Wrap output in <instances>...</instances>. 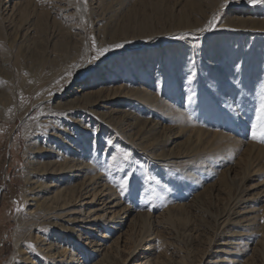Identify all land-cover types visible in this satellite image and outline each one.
I'll return each mask as SVG.
<instances>
[{"label":"rangeland","instance_id":"374dc122","mask_svg":"<svg viewBox=\"0 0 264 264\" xmlns=\"http://www.w3.org/2000/svg\"><path fill=\"white\" fill-rule=\"evenodd\" d=\"M65 88L76 99L93 92L80 104H96V116L46 101ZM262 103L264 2L0 0V264L18 241L45 264L30 250L37 233L78 246L37 231L45 207L30 212L36 183L54 179L45 166L78 156L124 213L89 235L108 245L103 254L80 240L77 264H124L134 253L135 264H264V142L251 135ZM246 208L258 215L251 227L233 224Z\"/></svg>","mask_w":264,"mask_h":264},{"label":"bare ground","instance_id":"6f19581e","mask_svg":"<svg viewBox=\"0 0 264 264\" xmlns=\"http://www.w3.org/2000/svg\"><path fill=\"white\" fill-rule=\"evenodd\" d=\"M72 34H73V32H72ZM66 88L63 89V90H61L59 93H54L50 97L48 96L47 99H46V101H48V103H51V106L52 107L54 106V108L60 107V109H61V107L62 108L64 107L65 111L67 110L66 111L67 113H72L73 111H76V110H79V109H83L84 108L85 110H87L88 113L92 114L94 117L96 116V113L93 110L94 109V106L96 104H94V103H92L90 105H81L80 104V100L82 98L83 99H86V98L90 97L93 94V92H88V91L84 92L83 90H81L79 88V89H77V92H80V93L84 92V94H83V96L81 98L78 97V99H76L75 97L72 98V96L74 95V93H72L71 91H68ZM91 91H93V90H91ZM68 92H69V96H68ZM141 92L142 91H140V93ZM140 93H139V97L141 96ZM127 94H125V95H127ZM125 95H122V98H124ZM44 98L45 97H43L42 99H44ZM63 100L64 101L66 100V101L63 102ZM41 103H42V101H41ZM112 111L115 113L116 109H114ZM54 112H56V111H54ZM169 112H170V110H169ZM112 113H110V114H112ZM50 117L51 116L44 115V118L45 119L44 120L42 119V120L44 122H47L48 123V127L51 130L48 132V130H47L48 128L46 129V127L44 126L46 123H44V125H42L41 127L42 128L45 127V129L47 130V132H48V134H49V136L51 138H57L58 137L57 133L52 132L53 131V128H51V126H50V124L52 123V122H50V120H52V119ZM41 123H43V122L41 121ZM39 129H41V128L39 127ZM181 131H183V130H181ZM48 134L45 135V133H44L45 136H48ZM42 151H39V149L37 150V152H40V153ZM47 152H51L52 153V150L51 151H46V153ZM151 153H154V152L152 151ZM158 156H157V159L160 158L161 154H160L159 157ZM65 157H66V155H65ZM78 158H79V156L77 158H73L71 160L70 157H66L65 159H62V157H61L60 160H52V161H50V163L48 165L45 166L46 168L48 167L49 170H51V171H45V173L43 172V174L44 175H48V176H52V177L54 176L53 177L54 179H53V182L52 183L50 182L51 184H49V185H46L43 182L42 183H39V182L36 183V185L32 189V190L35 191V193L33 195L35 197L33 198V204H31L32 208H30L31 209L30 212L31 213L32 212H37V211L43 212L42 211V208L45 207L47 218L44 219L45 221L43 220L44 222L41 225H39L38 230L36 228V230L38 232H43L44 235H48L50 237H56L57 239H61V240H64V241L66 240L65 241L66 243H68V242L70 243V239H71V240H73L72 241L73 243L75 242V244L78 245L77 247H75V246L73 247V249H75V250H77L82 245L81 243H83V244H86V245H89L90 247H92V250H93L94 253H99V254L102 253L103 254V251L106 249V246H108V245H105V243L102 244V243H93V242L91 244H89L90 243V241H88L89 240V235L90 234H93L96 231H101V230H98L100 228V226H99L100 224H103L104 225L103 228L109 227V225L116 224L115 222H118V220L123 217L122 214L124 213V209L120 208V204L118 202L119 200H117V197L118 196H116V194L113 193V191L111 190L112 187L111 186H108V185L107 186L108 187H111V188L106 187V185L99 186L98 179H97V177L99 176V174H97L95 172H92L91 171L92 174L90 173L91 175H90V177H88V174H89L88 173V170H90V168H91L92 165L91 164H86L87 162H85V160H83V159L80 160ZM41 168H42V166H41ZM46 168H45V170H46ZM35 174H36V172H35ZM69 174H71V175H69ZM37 175L39 176V175H41V173H39ZM68 176L71 177V178H73V179L74 178L76 179L75 180V183L73 185L71 184L72 180L71 181L70 180L68 181V179H66V177H68ZM31 179H32V177L29 176L28 180H31ZM66 185H69V186H66ZM62 186H64V187H62ZM41 192L47 193L46 195H48V196L43 195ZM119 199H121V198H119ZM30 200L31 199H29V200L27 199V202L29 203ZM38 200H41L40 203H39ZM248 200H249V198H242V202L241 203H245ZM121 205H122V203H121ZM235 212L236 213L234 214V216L236 217L237 220L234 221L233 224H235V225H236V223L243 224L244 226L249 227V228L251 227V225L253 224V222H255L254 220H256V218L258 216L256 214V212L254 211V209L252 210L250 208H246V209H243L241 211L240 210H237ZM43 214L44 213H42V215ZM38 215L40 216L39 213H38ZM227 224H228V221H224L223 224H222L221 229H223V227L226 226ZM111 228L112 227L110 226V229ZM115 228L118 229V227H116V225H115ZM111 230H113V229H111ZM234 231H236V230H234ZM233 233L235 234V232H233ZM228 234L229 233L227 232V235ZM229 235H232V234H229ZM235 235L237 236V234H235ZM238 235H240V234H238ZM120 236H118V237L121 238ZM44 237H43V235L41 236L39 233H37V235H35V237H33L34 238L33 241H34L35 245L34 244H31V249L30 250L33 251V254H35V255H37L39 257L42 256L43 260H45V264H49V263H51V264H77V263H80L81 262L80 261L81 257L78 256L74 252L75 250L70 249L68 251L67 248H65L62 244L60 246H58V244L53 243L52 240L49 242V240L47 238H44ZM100 238L108 239L107 236L104 233H101V237ZM81 239H84V240H81ZM110 239H112V237ZM115 239H117V238H115ZM80 240L83 241V242L80 243ZM86 241H88V242H86ZM91 241H93V240H91ZM236 244H239V243L237 242ZM226 245H227V243H225L223 241L222 242H219L216 245V248L217 249H216L215 252H217L218 254H223L224 253V249H226L228 247ZM22 247L23 246L21 245V242L18 241V243L16 245L15 252L13 253L12 257L10 258V260L7 263H5V264H34L33 258H31L30 256H26L25 254H23ZM61 248H63V249H61ZM226 251H227V249H226ZM105 252H106V250H105ZM137 253H139V252H137ZM135 254L136 253H134V255ZM134 255L132 254L128 258V260L126 261V263H124V264H135V263H133V262L130 261V260H132V257ZM135 257H138V255L136 254ZM49 260H51V261H49ZM217 261H218V259H217ZM220 261H222V260H220ZM74 262H76V263H74ZM141 264H145V263H141Z\"/></svg>","mask_w":264,"mask_h":264},{"label":"snow or ice","instance_id":"6c2138e0","mask_svg":"<svg viewBox=\"0 0 264 264\" xmlns=\"http://www.w3.org/2000/svg\"><path fill=\"white\" fill-rule=\"evenodd\" d=\"M86 2V0H85ZM257 2H264V0H249V3H257ZM218 17H213V21L210 23H214L215 20H217ZM207 27V25H206ZM197 31H203V29H198ZM93 46H95V40L93 38ZM114 47H121V45L117 44L114 45ZM108 51V48H97V56L94 57L93 59H97L100 56H103L106 52ZM257 123L252 125V139L256 140V139H260L262 142H264V103H262L260 105V108L258 109V114H257ZM257 128H259V131H257ZM109 144L112 143L111 140L108 141ZM127 155V154H125ZM113 159H115V157H113ZM130 183L129 180V176H125L124 178H122L121 183H120V187L121 188H126Z\"/></svg>","mask_w":264,"mask_h":264}]
</instances>
